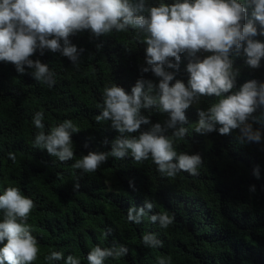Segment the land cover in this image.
<instances>
[{
    "label": "trees",
    "instance_id": "16d2710c",
    "mask_svg": "<svg viewBox=\"0 0 264 264\" xmlns=\"http://www.w3.org/2000/svg\"><path fill=\"white\" fill-rule=\"evenodd\" d=\"M248 19H252L251 9ZM69 39L83 49L78 65L50 50L43 55L38 50L32 56L55 74L51 87L36 81L31 69L21 74L11 62L0 61V194L14 186L34 201L27 223L40 251L31 264H50L45 257L53 250L63 252L65 259L72 254L88 264L87 254L94 247L120 245L127 246L128 253L109 257L105 264H158L160 257L169 256L171 264H264V144H240L238 129L227 135L196 133L198 109L215 103V96H201L198 104L186 109L189 133L174 138L178 153L203 157L198 175L181 171L172 178L162 176L150 159L136 162L130 155L110 156L94 173L72 167L75 159L90 151H110L120 135L110 121L95 120L102 110L105 87L118 84L130 92L140 78L157 84L160 78L142 71L147 45L134 29L99 37L82 30ZM254 39L264 42V35ZM210 54L198 53L201 58ZM233 61L238 76L232 91L250 79L264 82V58L257 68L249 66L243 54L234 55ZM188 62L182 54L179 69H169L176 72L175 79L187 83ZM37 111L44 113L45 131L65 119L81 129L72 135L73 160L61 162L33 146L39 131L32 122ZM142 113L150 116L151 124L163 125L168 118L167 113L148 109ZM250 122L264 132V107L252 114ZM173 132L167 129L166 134L171 137ZM9 152L16 154L15 161ZM256 165L261 166V179L253 175ZM253 184L256 190L250 192ZM145 199L154 203L149 216L166 211L174 216L173 224L163 229L147 217L140 224L129 222L128 209L143 206ZM145 233L155 234L163 245L145 246Z\"/></svg>",
    "mask_w": 264,
    "mask_h": 264
},
{
    "label": "clouds",
    "instance_id": "9594fccd",
    "mask_svg": "<svg viewBox=\"0 0 264 264\" xmlns=\"http://www.w3.org/2000/svg\"><path fill=\"white\" fill-rule=\"evenodd\" d=\"M249 9L252 19H248ZM129 29H134L139 41L147 45L142 71H151L160 78L159 83L140 78L130 92L118 84L106 86L102 110L95 120L110 121L120 135L112 141L110 151H90L75 159L73 168L94 173L110 156L122 159L130 155L136 162L150 159L162 176L172 178L181 171L198 175L203 157L199 153H178L174 138L188 135L186 109L198 104L201 96L218 99L206 109H198L196 133L218 131L227 135L238 129L240 144H264V132L250 122L252 114L264 107V82L250 79L232 91L238 76L233 56L243 54L253 68L259 67L264 58V42L254 39L264 35V0H0V61L11 62L21 74L31 69L36 81L51 87L55 74L47 63L32 58L38 50L41 55L45 50L59 52L78 65L83 49L71 42V34L89 30L99 37ZM200 52L211 54L201 58ZM182 54L189 61L187 83L175 79L176 72L169 71L179 69ZM142 109L167 113L168 118L163 125L151 124ZM32 122L39 130L33 146L61 162L74 159L72 135L81 129L71 119L45 131L44 113L37 111ZM148 124L150 128L132 135ZM167 129H174L171 137ZM8 156L16 160L14 152ZM253 175L261 179L260 165L253 168ZM130 186L135 188L134 181ZM79 187L76 183L75 189ZM255 190L256 186L250 185L249 191ZM33 208V199L17 187L9 186L0 194V264H31L38 258V242L27 223ZM153 208L154 203L145 199L143 206L128 209L127 220L140 224L147 217L163 229L173 224L174 216L166 211L149 216ZM142 239L145 246L163 245L153 233H145ZM127 253L124 245L96 246L88 252L87 261L105 264L107 258ZM45 259L50 264L61 260L64 264H81L78 257L69 254L65 259L63 252L55 250ZM158 264H171V257H160Z\"/></svg>",
    "mask_w": 264,
    "mask_h": 264
}]
</instances>
